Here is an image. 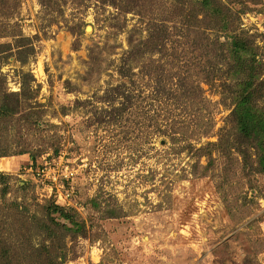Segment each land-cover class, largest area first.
<instances>
[{
	"label": "rangeland",
	"instance_id": "obj_1",
	"mask_svg": "<svg viewBox=\"0 0 264 264\" xmlns=\"http://www.w3.org/2000/svg\"><path fill=\"white\" fill-rule=\"evenodd\" d=\"M221 1L264 63V0ZM197 9L0 0V89L20 93L27 73L40 89L0 120V234L22 220L6 188L30 223L65 225L60 264H264V173L239 167L225 35Z\"/></svg>",
	"mask_w": 264,
	"mask_h": 264
},
{
	"label": "trees",
	"instance_id": "obj_2",
	"mask_svg": "<svg viewBox=\"0 0 264 264\" xmlns=\"http://www.w3.org/2000/svg\"><path fill=\"white\" fill-rule=\"evenodd\" d=\"M193 3L198 7L197 12L201 10L225 35V41L218 38L217 42L226 46L227 74L218 79L221 80L220 86L226 87L233 100L230 115L237 144L234 148L242 157L239 167L242 171L253 167L257 172L264 173V63L257 58L253 42L240 31L239 11H235L221 0H193ZM159 34L162 36L161 30ZM142 45L146 49L147 43ZM142 45H132L130 57L143 54L145 51ZM32 77L30 73L24 74L20 93L0 89V120L14 116L19 112L23 102L37 97L40 89H31L34 79ZM29 107L35 105L31 103ZM223 150L231 154L229 149ZM2 177L6 179V175ZM1 192L5 200L6 216L16 214L18 219L22 220H15L14 225L9 224L6 227L4 235L0 234V264H60L64 261L65 249H58L56 242L65 247L66 243L62 242L64 237L61 235L62 229H67L65 225L51 216H37L33 223H30L26 218L29 211L26 202L21 200L7 203V189L3 188ZM50 201L46 208L50 214L60 213L72 224H76L65 211L69 206L58 205L53 199ZM35 234L42 236L40 246L33 243Z\"/></svg>",
	"mask_w": 264,
	"mask_h": 264
},
{
	"label": "built area",
	"instance_id": "obj_3",
	"mask_svg": "<svg viewBox=\"0 0 264 264\" xmlns=\"http://www.w3.org/2000/svg\"><path fill=\"white\" fill-rule=\"evenodd\" d=\"M42 176H45L46 175V173H50V172H45V169H43L42 170ZM37 174H39V175H41V173H37ZM74 173H73V171H67L66 173H65V178H67V179H70L71 177H72V175H73ZM52 179L53 180H57L58 179V177L55 175V174H53L52 175ZM71 196V191H68L67 192V194H66V198L67 197H70Z\"/></svg>",
	"mask_w": 264,
	"mask_h": 264
}]
</instances>
